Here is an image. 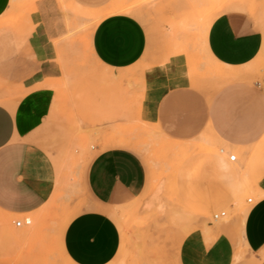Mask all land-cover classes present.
<instances>
[{"label":"rangeland","instance_id":"374dc122","mask_svg":"<svg viewBox=\"0 0 264 264\" xmlns=\"http://www.w3.org/2000/svg\"><path fill=\"white\" fill-rule=\"evenodd\" d=\"M116 1L120 0L96 9L76 0H14L9 15L0 20L5 21L0 28V49L5 52L9 47L13 54L23 56H28L27 37L39 25L41 11L55 16L50 26L59 31L51 40L56 76L24 85L0 75L1 99L13 109L23 106L40 89L54 93L51 118L35 139L50 165L44 168V184L50 188L47 204L32 214H0L4 221L0 222V264H74L62 251L59 227L91 203L85 186L90 160L101 150L118 146L139 153L148 181L138 199L106 207L122 236L119 252L109 264H178L184 236H191L195 243L197 260L190 264H256L243 234L247 210L264 196L258 186L264 139L249 153L220 145L214 136L206 138L211 144L202 142L194 148L195 152L207 149L226 158L229 153L237 154V163L230 161L223 169L232 173L231 165H235L242 180L240 201L237 198L232 208L224 209L225 216L197 215L179 198L175 183L192 151L151 126L143 117V103L146 71L182 53L193 67L198 65L200 54L206 55L204 44L210 27L222 13L247 17L261 33L264 45V0H126L134 11L129 14H135L147 30L148 47L136 65L119 71L102 65L89 47L97 15ZM254 67V80L264 86L261 63L255 62ZM196 74L195 70L191 73ZM111 75L118 79L110 81ZM207 75L221 76L225 83L231 71L207 67ZM25 217H30L31 224L16 226L15 221Z\"/></svg>","mask_w":264,"mask_h":264},{"label":"crops","instance_id":"0c3cea01","mask_svg":"<svg viewBox=\"0 0 264 264\" xmlns=\"http://www.w3.org/2000/svg\"><path fill=\"white\" fill-rule=\"evenodd\" d=\"M76 1L97 9L112 0ZM12 2L0 0V18ZM134 15H108L93 27L89 47L106 68L128 69L144 57L148 33ZM54 18L40 12L39 25L27 37L28 56L13 54L9 47L5 52L0 49L1 76L24 85L56 76L51 40L59 31L50 26ZM204 49L206 55L200 54L201 61L195 67L182 53L171 57L169 63L157 64L146 71L143 103V117L151 126L192 151L183 161L175 183L179 198L197 215L232 208L242 189V180L235 165H231L232 173L223 169L231 161L229 156L215 155L207 149L195 152L194 148L202 142L211 144L206 138L214 136L220 145L249 153L264 139V88L253 74L255 62H260L264 79L261 33L247 17L225 12L210 27ZM219 66L231 71L225 83L221 76L207 75V67ZM194 70L196 76L191 75ZM115 76L111 75L110 81L117 80ZM53 98L50 90L40 89L23 106L13 109L0 96V214L6 217L32 214L47 204L50 188L44 184V168L50 165L35 139L51 118ZM224 153L221 149V154ZM260 169L258 186L260 193H264V163ZM147 181L146 164L136 150L118 146L96 154L87 165L85 178L91 203L59 227L65 257L74 264L112 262L122 236L106 207L138 199ZM243 237L256 264H264V196L250 207ZM194 251V239L184 236L178 248V264L197 260Z\"/></svg>","mask_w":264,"mask_h":264},{"label":"bare ground","instance_id":"6f19581e","mask_svg":"<svg viewBox=\"0 0 264 264\" xmlns=\"http://www.w3.org/2000/svg\"><path fill=\"white\" fill-rule=\"evenodd\" d=\"M13 2H12V5H13V3H14V0H12ZM134 5V4H133ZM135 6V5H134ZM12 7V6H11ZM12 9V8H11ZM136 10V9H135ZM9 11H10V9L8 10V11H6V13H5V15L2 17V18H0V20L2 19V20H4L3 18H5V16H7V15H9L8 13H9ZM101 11V10H100ZM98 12V11H97ZM102 12V13H101ZM100 13V15H99V17H98V15H97V20H96V24L102 19V18H104V17H106V16H108V15H112V14H115V13H127V14H129L130 12H134L133 11V7L132 6H130L127 2H126V0H120V1H116L115 3H113L111 6H109V7H107V8H104L103 9V11H101ZM136 12V11H135ZM99 13V12H98ZM144 16V15H143ZM7 18V17H6ZM22 18V17H21ZM211 19V18H210ZM213 20V19H212ZM211 21V20H210ZM5 21H0V24H2V23H4ZM128 70V69H127ZM121 77V76H120ZM118 79V77L117 76H115L114 77V79ZM124 144H126V143H124ZM206 146V145H205ZM231 154H229V156H230ZM177 168V167H176ZM241 173V172H240ZM245 174H247V172H245ZM174 177H175V175H173V179H174ZM246 177V176H245ZM252 184V183H251ZM242 190V189H241ZM241 193V192H240ZM175 194V193H174ZM241 199V198H240ZM238 201H240L239 200V198H238ZM245 209V208H244ZM247 211H249V210H247ZM246 212V211H245ZM216 214H218V213H216ZM216 214H215V216H216ZM226 215V213L224 214V216ZM244 215V214H243ZM242 216V215H241ZM218 217H223V216H220V215H218ZM216 218V217H215ZM217 219V218H216ZM239 221H240V219H239ZM244 221V220H243ZM242 222V221H241ZM206 227L207 228H209V226L208 225H206ZM205 228V227H204ZM210 229V228H209ZM211 241V240H210ZM208 247V246H207Z\"/></svg>","mask_w":264,"mask_h":264},{"label":"built area","instance_id":"2783aa9c","mask_svg":"<svg viewBox=\"0 0 264 264\" xmlns=\"http://www.w3.org/2000/svg\"><path fill=\"white\" fill-rule=\"evenodd\" d=\"M263 88H264V86H263ZM230 160L231 161H236L237 160L236 154H231ZM248 202L249 203H252L253 202V199L252 198H249L248 199ZM224 214H225V211H222V212H219L218 214H216L215 217L218 218V215L224 216ZM15 224L18 227H21L23 225H30L31 224V219H30V217H25L23 220H17V221H15Z\"/></svg>","mask_w":264,"mask_h":264}]
</instances>
